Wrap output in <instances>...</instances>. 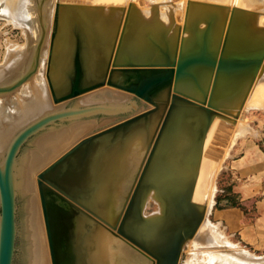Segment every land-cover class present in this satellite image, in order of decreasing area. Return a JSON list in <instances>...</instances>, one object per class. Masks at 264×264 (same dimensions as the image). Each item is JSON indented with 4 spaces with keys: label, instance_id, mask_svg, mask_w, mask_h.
Returning a JSON list of instances; mask_svg holds the SVG:
<instances>
[{
    "label": "water",
    "instance_id": "95a60500",
    "mask_svg": "<svg viewBox=\"0 0 264 264\" xmlns=\"http://www.w3.org/2000/svg\"><path fill=\"white\" fill-rule=\"evenodd\" d=\"M44 1L38 0L37 40H30L22 17L0 4V16L26 25L27 38L17 66H0V94L34 75L46 29ZM207 5V26L199 29L197 21L188 32L199 38L189 41L147 29L134 5L86 2L78 14L80 43H71L78 47L74 60L54 63L60 80L51 78L50 91L57 106L42 101L39 83L29 85L34 103L12 100L17 114L3 103L5 121L16 131L0 156V264H178L191 237L223 252L190 205L188 191L201 195L194 192L201 184L157 188L179 198L171 206L183 200L191 210V223L173 237L147 228L154 223L141 228L133 205L158 180L163 147L172 138L156 140L170 128L180 99H191L184 121L201 124L200 146L222 102L264 70L258 49L264 39L241 29L253 17L219 10L212 24L209 8L219 6Z\"/></svg>",
    "mask_w": 264,
    "mask_h": 264
},
{
    "label": "bare ground",
    "instance_id": "6f19581e",
    "mask_svg": "<svg viewBox=\"0 0 264 264\" xmlns=\"http://www.w3.org/2000/svg\"><path fill=\"white\" fill-rule=\"evenodd\" d=\"M100 1H104V0H97V2L95 4H98ZM147 1L148 2L151 1V3L155 2L154 4H157L159 2H161V3H169L170 2V0H147ZM190 1L191 2L205 3V2H200L199 0H182L183 4L180 2L182 4V7H181L182 19L181 20H183L186 23L185 24L186 28L185 27L183 28L182 25L179 26L178 24H175V27L172 26L173 21L171 18H169L167 16V18H168L166 20L168 23L167 29H168V32H170V36L172 35L171 37H181V38L184 37L185 38L186 36L189 35V32H188V29H189L188 25L189 24H187V23H189L191 21L193 22L194 18H195L194 15L197 14L196 11L192 12V11L188 10V12H186V7H187L186 4H188L187 2H190ZM236 1L237 0H234V5H236ZM86 2L88 3V1H86ZM120 2H124V3L136 6L135 0H126V1L121 0ZM228 2H229V0H228ZM24 3H26V0H7L4 6H5V8L10 9L11 15L23 18V20L26 22V25H27L30 40H37L36 24H33V22L28 20L29 15L27 14V12L25 13L26 10H23V7H22V5H24ZM206 3H210L212 5H218V4H215L212 2H206ZM57 4H61L63 6H60L59 10H58L59 11L58 23H57V27H56V31H55V35H54L53 44H52V54L50 56V63L48 62V64H49V66L47 68L48 80L46 83V84H48V86L44 85L45 82H43V83H42V81L39 82L37 78L35 79V77H32L33 79H31V82H29L26 85L25 81L30 78V77H28L23 82L24 87L22 86L23 83L20 85L23 87V89H22L23 94L22 95H18V94L15 95L14 94L15 95L14 100L26 99L28 102L34 103L29 85L39 83L42 101H44L46 104H49V105L52 102L53 105L57 106L58 102H56V103L53 102L52 92L50 91L51 78L60 80L59 71L55 68L54 63L65 62L67 59L74 60L75 54L78 52V47L77 46L71 47V43L72 42L80 43L79 17H78L79 13H77V12L75 13V11L76 10L81 11V9L83 8L85 3L84 2L83 3H76V2H59V3H57L55 0L54 1L55 10H56ZM172 4H166L165 6L163 4H161V6L163 8H166L165 10L169 11V13H174L176 11L175 9L177 8V6L175 7ZM176 5H178V3ZM161 6L153 5V7H152V5H151L152 13L155 14L154 12H158V14H159L158 16L160 17V19H157L156 17L153 18L154 16L152 18H148L147 13H146V8L143 9V7L141 8V7L136 6L138 17H144L145 22H146V26L148 28L156 31V32H158L157 26L159 25V23H162L161 15H163V12L159 11ZM222 9H223V6H222ZM209 10H211V9L209 8ZM214 10H215V8H214ZM179 11H181L180 8H179ZM190 12H192V13H190ZM202 12L203 11H199L198 15L200 16V14H202ZM73 13H75V14H73ZM169 13H167V14H169ZM148 14H149V12H148ZM170 16H174V15H170ZM3 17L8 18L9 16H3ZM169 19L171 22L170 25H169ZM158 21H160V22H158ZM15 24L21 25L19 23H15ZM26 25H24V26L26 27ZM37 26H38V24H37ZM46 29H48V28H46ZM46 33H44L42 45L40 48V52H39V56H38V64L40 62H42L43 59L45 58L44 56H45V52H46V46H48V41H49L48 37L50 36L49 35L47 37L49 30H47ZM68 34H69V36H68ZM180 46H181V44L175 45L174 50L177 53L180 50ZM185 49H186V47H185ZM15 51L16 50L13 49L12 51L9 52V56H8L9 59L6 60L7 63H5V65H3V66H17L18 60L24 51L18 53L17 55H14ZM261 53H264V46L262 48ZM10 60H12V62ZM45 61H46V59H45ZM263 62H264V58H263ZM38 64H37V67L34 71L36 73H37L36 70L38 68ZM263 77H264V70L259 71L253 77V81L251 80V78L247 79L246 85L242 86V88L239 92L233 94L231 97L227 98L226 100H224L222 102V104L220 105V107L217 110L219 113L216 112V115L214 117L209 135H208L207 139L202 140L201 146H199V139H200L201 135L197 133V136H195L193 133L194 129L192 130V128H191V127H195L194 124L199 123V122L197 120H191V121H184L183 120L184 121L183 123L185 124V126L187 125V128L185 126H183V127H185L186 131L189 132L187 137L183 136L184 139L182 138V141H181L182 145L181 146H180L179 142H177V141L172 142V140H171L172 143H170V145H166L163 147V160H162L158 180L153 186L154 190H152L146 194H145V192L143 193V195L145 194L144 198H145V196L150 197L156 205V211L150 216V218L147 219V222H146L147 224L148 223H151V224L154 223L155 224V222L160 221L161 214L163 212V210H162L163 207L168 206L169 204L171 206V203L173 200L179 199V198H177V197H175V196H173V195H171L165 191H159V190H157V188H187V190H188L189 188L192 187V184L195 182L201 184V186L200 187L195 186L194 192H199L201 195L194 196L193 197V203L195 204V206L197 208V211H198L199 216H200L199 218H201L199 223H203L206 220L205 218H206L207 209H209L208 207L210 205V203H209V201H210L209 200L210 199L209 198L210 187H211L212 181L214 179V174L216 172V166H217V161H215V160H217V157L215 155L216 154L215 149H216L217 141L220 140L222 137H225L223 151L221 153V154H223L224 148L226 147L225 146L226 145L225 144L226 138L229 136L228 135L229 132H232V128L235 126V123H237L235 120L231 121L230 118L234 115V113H237L236 111H238V109L241 105L243 107H246V108H249V107H251V108H260L261 107L262 109L264 108V91H263L264 85L260 84ZM250 81H252L251 86H249ZM20 86H18V87H20ZM47 87L49 88V91H50V96H51V100H52L51 102H50L49 93L47 91ZM17 89L18 88H16L13 91L18 93L16 91ZM11 93H12V91H11ZM9 94L10 93H8V96H9ZM56 94H60V93H56ZM0 95L2 97V98H0L1 99L0 100V154L2 155L3 152L5 151L6 147H7L8 142H10L9 140H11V138H12V134L15 133V131H16V127L12 123L5 121L3 103H5L6 107H7V105H10L14 110V114H17V111H16V107L12 104V100L10 101L9 97L7 95H5V96L2 94H0ZM12 99H13V97H12ZM183 99L186 100V102L191 103V99H188V98H183ZM243 102H244V104H243ZM223 106L228 107L229 110L231 111V113H228V114L221 113V111L223 110ZM189 114H190L189 112L186 113L183 116L184 119ZM199 125H201V124L199 123ZM199 129H201V128H199ZM239 131H240V129H239ZM192 134H193V136H192ZM238 134H240V133H238ZM241 134H242V131H241ZM230 135L232 136V133ZM237 136H240V135H237ZM169 138H171V136L166 135V133H165V136L161 137L159 142L166 140V139H169ZM233 139L234 138H232V141H233ZM181 147L183 148V150H181ZM219 159H220V157L218 158V161H219ZM143 205H145V204L143 203ZM150 227H152V225ZM193 238L196 239V241L199 240L198 237L197 238L191 237L190 240ZM234 251L235 252L228 251L227 254H223V253L210 254L209 256H206V259H205V260H207L206 264H264V260L258 261L256 259V256H252L251 254L245 253L243 251H238V252H236V250H234ZM205 262L206 261H204V263ZM212 262H215V263H212Z\"/></svg>",
    "mask_w": 264,
    "mask_h": 264
},
{
    "label": "rangeland",
    "instance_id": "374dc122",
    "mask_svg": "<svg viewBox=\"0 0 264 264\" xmlns=\"http://www.w3.org/2000/svg\"><path fill=\"white\" fill-rule=\"evenodd\" d=\"M0 1L3 2L5 5L7 0H0ZM54 1L55 0L44 1L45 5H46V28H48V29H45L46 30L45 33L47 32V30H49L47 37L49 35L50 36L48 37L49 41H48V46H46V52H45V56H44L45 58L43 59L42 62H40L38 64V68L36 70L37 73L34 72V76H32V77H35V79L37 78L39 82H41V81H42V83L45 82L44 83L45 86H48V84H46L47 80H48V73H47V68L49 66L48 59H49L51 41L54 40V37H53V32H54V28H55V23H54V16H55V12H54L55 8L54 7H55V5H54ZM58 1L59 2H76V3H83V2L86 3V1H88L89 4H91V3L95 4L97 2V0H85V1L84 0H81V1L80 0H78V1L77 0H64V1L63 0H56V2H58ZM124 1H126V0H124ZM246 1H247L248 5L257 6L256 10H258V12H260V13H258V15L263 17L262 22L264 24V0H246ZM180 2L183 4L184 1L182 2V0H171L169 3L159 2L157 4H154L155 2L151 3V1L148 2L147 0H135V4L137 7H141V8L143 7V8H146V11H149L148 18H152L154 16L153 18L156 17L157 19H160V17L158 16L159 15L158 12H154L155 14L152 13L151 5H152V7H153V5L161 6V4H163L164 6L166 4H172L175 7L177 6V8L175 9L176 11L174 13H169V11H167V13H169V14H166V15L169 18L173 19L174 23L176 22V24H178L179 26L182 25L184 28V27H186L185 26L186 23L183 20H181L182 19V17H181L182 16V14H181L182 13V9H181L182 4ZM177 3H178V5H176ZM187 3L188 4H186V6H187L186 12H188V10L192 11V12L193 11L197 12V14L194 15V17H195L194 21L187 23V24H189L188 25L189 29L194 28V25L197 21L198 22L200 21L198 23V27H200L199 29L206 28V26H207V22H206L207 20L206 19L208 18L207 16L209 15L208 11H206V10L208 8L207 4H210V3H203L204 5L192 3L191 1L187 2ZM226 3L229 5L234 4V2H226ZM216 6H219V7H214L215 10H214V8H212V10H210V12H211L210 17H211V19L212 18L214 19V21H212L213 23L211 22L212 24H215V22L218 18L217 11L223 10L222 6H220V5H216ZM22 7H23V10H26L25 13L27 12V14L29 15L28 20L33 22V24H36V27H37V24H38V0H26V3H24V5H22ZM179 8L181 11H179ZM199 8H201V10L203 9V12H202L203 15L202 14H200V16L198 15V13L200 11V10L198 11ZM159 10L165 14V9L162 6ZM76 12L80 13V11H77V10L75 11V13ZM192 12H190V13H192ZM75 13H73V14H75ZM170 15H174V16H170ZM158 22H160V21H158ZM170 23L171 22L169 19V25H170ZM21 25L15 24L14 22H11V16H9L8 18L0 16V66H3V65H5V63H7L6 60L9 59L8 56H9L10 51L15 49L16 51L14 52V55H17L18 53L23 52L25 50V48L27 47L26 27L23 24H21ZM261 28H262L261 37H262V39H264V26H262ZM198 32H200V31H198ZM68 36H69V34H68ZM197 38H199V35H196L194 33V34L186 36L185 38L183 37L182 39H186V40L190 39L189 41H195ZM45 59H46V61H45ZM10 61L12 62V60H10ZM32 77L29 78L30 80L27 79L25 81L26 85L29 82H31V79H33ZM252 79L253 78H251V80ZM251 82L252 81L249 82V86H250ZM260 84L264 85V77L261 80ZM22 86L24 87V83ZM22 86H20L21 88L18 87L19 90L18 89L16 90L18 93H16L15 91H12V93L10 92L9 96H8V93H4L2 95H4V96L7 95L9 97L10 101L14 100L15 95H17V94L22 95L23 94V92H22L23 87ZM47 91L49 93L50 102H51L52 100H51L50 91H49L48 87H47ZM263 91H264V89H263ZM12 97H13V99H12ZM0 98H2L1 95H0ZM190 104L191 103H187L183 98L180 99V102H179L177 108L174 110L170 128H164V129L160 130L158 137H157V140H156V143L159 142L160 138L164 137L165 133H166V135L171 136L172 142L177 141V142H179L180 146L182 145L181 141H182V138L184 139L183 136L187 137V135L189 133L185 129V127L187 128V125L185 126V124L183 123L184 122L183 116L188 112L190 113ZM243 104H244V102H243ZM50 105H53L52 102ZM241 106L239 107L238 111H236L238 114L234 113V115L230 118L231 121L235 120L237 123H235V126L233 127L234 129L232 128V132H229V134H228L229 136L226 138V141H225L226 147L224 148L223 154H221V153L223 151L225 137H222L220 140L217 141V145H216V149H215V153H216L215 155L217 157V160H215V161H217L216 172L214 174V179H213L211 187H210V194H209L210 205L208 207L209 209H207L206 218H205L206 220L203 222V223H205L208 231L217 239V246L223 252L213 251L212 246H211V241L204 240L201 238H199V240L196 241V239H194V238H193L194 240L193 239L190 240V238H189L186 240V242L184 244L181 245L180 260H179L178 264H206L207 263V260H205L206 256H209L210 254H213V253L214 254H218V253L227 254L228 251L235 252L234 250H236V252L243 251L245 253L251 254L252 256H258V257L264 256V255L255 254V253L249 251L247 248H244L243 246L237 245V243H232V239L225 233V231L222 228L220 229L218 225H214L211 221L212 220L211 210L214 206V201H215V198L217 197V192H218L219 188L222 187V185H223L222 182L225 179L224 178L225 172H224L223 168L225 166V160H226V157L228 155V151H229L231 145L238 138H242V137H245L247 135H254L256 133V131L264 130V108L263 109L261 107L260 108H251V107L246 108V107H243V106L241 107ZM6 108H7L8 112L14 113V110L10 105H7ZM221 113L228 114V113H231V111L229 110L228 107L223 106V110L221 111ZM194 125H195V127H191L192 130L194 129L193 130L194 135L197 136V133H198L202 136V131H200L201 129H199V128H201V125H199V123H195ZM183 126H185V127H183ZM239 129H240V131H239ZM241 131H242V134H241ZM231 133H232V136L230 135ZM238 133H240V134H238ZM236 134L240 135V136H237ZM13 135H14V133L12 134V137H13ZM192 136H193V134H192ZM232 138H234L233 141H232ZM8 144H9V142H8ZM201 145H202V141L200 142V146ZM182 147H181V150H183ZM0 156H1V154H0ZM219 157H220V159L218 161ZM153 186L141 190L140 196L138 198L133 199L134 211L140 216L141 228L145 227L147 219L150 218V216L156 211V205H155L154 201L148 196H145V198H144V195L146 193H149L150 191L154 190ZM144 192H145V194L143 195ZM191 193H192V189H190L188 191L190 205L193 204V197H192ZM143 203L145 205H143ZM191 208L193 209V205H191ZM162 210H163V212L161 214L160 221L155 222V224L152 226V227L161 228V234L173 237L174 231H183L185 223H191V220L188 219L190 217L191 210L189 209V207L187 206V204L183 200L176 201V203L172 204L171 207L164 206ZM176 223H178L177 228H176ZM150 226L148 225L147 228H150ZM195 238H197V237H195ZM204 261H206V262L204 263ZM215 262H212V263H215Z\"/></svg>",
    "mask_w": 264,
    "mask_h": 264
},
{
    "label": "crops",
    "instance_id": "0c3cea01",
    "mask_svg": "<svg viewBox=\"0 0 264 264\" xmlns=\"http://www.w3.org/2000/svg\"><path fill=\"white\" fill-rule=\"evenodd\" d=\"M199 1L218 4L223 6L224 11L247 12V17H253V22L241 25V29L262 38L263 17L258 15L260 12L256 10L257 6L248 5L246 0H237L236 5L227 4L228 0ZM0 4L4 6L1 1ZM166 14L165 10V14L161 15L162 23L157 26L158 32L147 29L155 33L168 32ZM175 24L173 21L172 26L175 27ZM262 48H258L260 52ZM223 170L225 179L217 192L211 221L225 231L232 243L264 255V130L236 139L228 151ZM230 202H235V206H230Z\"/></svg>",
    "mask_w": 264,
    "mask_h": 264
},
{
    "label": "trees",
    "instance_id": "16d2710c",
    "mask_svg": "<svg viewBox=\"0 0 264 264\" xmlns=\"http://www.w3.org/2000/svg\"><path fill=\"white\" fill-rule=\"evenodd\" d=\"M229 205L230 206H235V202H230Z\"/></svg>",
    "mask_w": 264,
    "mask_h": 264
}]
</instances>
